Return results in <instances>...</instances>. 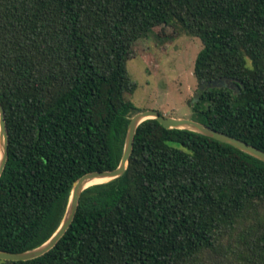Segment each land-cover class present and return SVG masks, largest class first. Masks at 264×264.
Segmentation results:
<instances>
[{
    "label": "trees",
    "instance_id": "obj_1",
    "mask_svg": "<svg viewBox=\"0 0 264 264\" xmlns=\"http://www.w3.org/2000/svg\"><path fill=\"white\" fill-rule=\"evenodd\" d=\"M165 26L201 40L199 85L231 81L191 119L264 152V0H0V251L45 243L74 182L117 168L139 112L128 61ZM0 264H264V162L146 120L124 175L81 194L52 250Z\"/></svg>",
    "mask_w": 264,
    "mask_h": 264
},
{
    "label": "rangeland",
    "instance_id": "obj_2",
    "mask_svg": "<svg viewBox=\"0 0 264 264\" xmlns=\"http://www.w3.org/2000/svg\"><path fill=\"white\" fill-rule=\"evenodd\" d=\"M201 50L199 38L175 26L161 27L140 40L127 64L128 75L137 84L130 96L135 108L191 119L190 102L199 86L193 71Z\"/></svg>",
    "mask_w": 264,
    "mask_h": 264
},
{
    "label": "water",
    "instance_id": "obj_3",
    "mask_svg": "<svg viewBox=\"0 0 264 264\" xmlns=\"http://www.w3.org/2000/svg\"><path fill=\"white\" fill-rule=\"evenodd\" d=\"M230 85H231V81L225 79H218V80L202 83L198 86L196 96H198L205 89L222 88V87H228ZM150 119L156 120L160 125H162L166 129L187 130L201 134L218 142L227 144L245 154H248L264 162L263 151L239 139L215 131L198 121L192 119H186V118L164 117L155 110L139 111L136 114H134L129 121L125 135L123 153L117 168L113 170L87 173L82 177H80L78 180H76L73 184L63 219L56 232L45 243L32 250L22 253H11L7 251H0V260L13 261V262L28 261L39 258L44 254H46L47 252H49L50 250H52L59 242V240L64 236L66 231L69 229L70 225L72 224L78 208L79 198L81 194L86 189H88L93 185L104 184L113 181L115 179H118L124 175L128 167L129 159L133 152L134 137L137 128L144 121ZM8 145H9V137H8V130L5 121V112L0 104V176L2 175V172L5 168L8 159ZM98 179H104L106 181L103 183L91 184L94 180H98Z\"/></svg>",
    "mask_w": 264,
    "mask_h": 264
},
{
    "label": "bare ground",
    "instance_id": "obj_4",
    "mask_svg": "<svg viewBox=\"0 0 264 264\" xmlns=\"http://www.w3.org/2000/svg\"><path fill=\"white\" fill-rule=\"evenodd\" d=\"M105 181L106 180H104V179H98V180H94L91 184L103 183Z\"/></svg>",
    "mask_w": 264,
    "mask_h": 264
}]
</instances>
